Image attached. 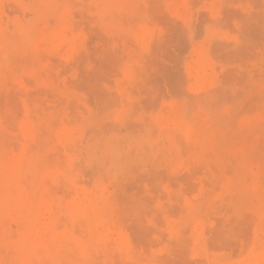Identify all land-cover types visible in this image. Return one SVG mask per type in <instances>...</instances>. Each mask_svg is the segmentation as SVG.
Here are the masks:
<instances>
[{"label": "rangeland", "instance_id": "374dc122", "mask_svg": "<svg viewBox=\"0 0 264 264\" xmlns=\"http://www.w3.org/2000/svg\"><path fill=\"white\" fill-rule=\"evenodd\" d=\"M0 25V264H264V0H0Z\"/></svg>", "mask_w": 264, "mask_h": 264}, {"label": "bare ground", "instance_id": "6f19581e", "mask_svg": "<svg viewBox=\"0 0 264 264\" xmlns=\"http://www.w3.org/2000/svg\"><path fill=\"white\" fill-rule=\"evenodd\" d=\"M107 1H108V0H107ZM102 2H103V0H102ZM99 11H100V10H99ZM2 16H3V15H2ZM0 26H1V25H0ZM0 29H1V28H0ZM44 31H45V30H44ZM1 33H2V32H1ZM3 33H4V32H3ZM26 33H27V32H26ZM22 34H23V33H22ZM43 38H44V37H43ZM263 49H264V48H263ZM259 57H260V56H259ZM254 66H255V65H254ZM135 76H136V75H135ZM139 76H141V75H139ZM136 77H137V76H136ZM137 80H138V79H137ZM261 107H262V106H261ZM263 107H264V106H263ZM194 108H195V107H194ZM193 110H194V109H193ZM195 111H196V110H195ZM195 111H194V112H195ZM217 112H218V111H217ZM207 113H208V111H207ZM215 113H216V112H215ZM260 113H261V111H260ZM184 115H185V114H184ZM132 116H133V115H132ZM210 116H211V115H210ZM212 116H213V115H212ZM183 117H184V116H183ZM129 118H130V117H129ZM186 119H187V118H186ZM227 120H228V119H227ZM222 122H223V121H222ZM225 122H226V120H225ZM228 123H229V122H228ZM36 124H37V123H36ZM199 124H200V123H199ZM262 125H263V124H262ZM258 126H259V125H258ZM40 129H41V128H40ZM177 129H178V128H177ZM210 129H211V128H210ZM175 130H176V129H175ZM179 130H180V129H179ZM74 132H75V131H74ZM144 133H145V132H144ZM126 134H127V133H126ZM131 134H132V133H131ZM169 134H170V133H169ZM178 134H179V133H178ZM146 135H147V133H146ZM172 135H173V134H172ZM175 135H176V134H175ZM225 135H226V134H225ZM41 136H42V135H41ZM116 136H117V135H116ZM121 136H122V135H121ZM125 136H126V135H125ZM157 136H158V134H157ZM204 136H205V135H204ZM42 137H43V136H42ZM132 137H133V136H132ZM172 137H173V136H172ZM176 137H177V136H176ZM182 137H183V136H182ZM202 137H203V136H202ZM103 138H104V137H103ZM103 138H102V139H103ZM136 138H137V137H136ZM136 138H135V139H136ZM144 138H145V137H144ZM144 138H143V139H144ZM148 138H150V137H148ZM140 139H141V140H140ZM140 139H139V138L136 139L138 142H142V148H141V145H140V149H141V150L139 149V151L142 152L143 148H145L146 146H149V147H150L149 149L151 150L152 145H149L150 143H149L148 145H147L146 143H144V142L146 141V139H144L145 141H144V140L142 141V138H140ZM150 139H151V138H150ZM152 139H154V138H152ZM167 139H169V138H167ZM36 140H37V139H36ZM113 140H114V139H113ZM113 140H112V141H113ZM96 141H97V140H96ZM117 141H118V140H117ZM124 141H126V140L124 139ZM137 141H136V142H137ZM149 141H150V140H149ZM151 141H152V140H151ZM153 141H156V140H153ZM104 142H105V141H104ZM113 142H114V141H113ZM146 142L148 143V140H147ZM166 142H167V141H166ZM166 142H165V143H166ZM169 142H170V141H169ZM95 143H96V142H95ZM111 143H112V142H111ZM156 143H157V142H156ZM165 143L163 142V144H165ZM108 144H109V143H108ZM143 144H146L145 147L143 146ZM152 144H154V142H153ZM170 144H171V143H170ZM109 145H110V144H109ZM120 145H121V144H120ZM127 145H129V144H127ZM132 145H133V144H132ZM168 145H169V143H168ZM153 146H154V145H153ZM176 146H177V145H176ZM127 147H128V146H127ZM156 147H159V145L156 146V144H155V148H156ZM137 148H139V147L137 146ZM152 148H153V147H152ZM172 148H174V147H172ZM117 149H118V146H117ZM117 149H116V150H117ZM104 150H105V149H104ZM133 150H134V149H133ZM145 150H146V148H145ZM147 150H148V149H147ZM150 150H148V151H150ZM170 150H171V149H170ZM154 151H155V149H154ZM164 151H165V150H164ZM91 152H92V151H91ZM111 152H112V151H111ZM115 152H116V151H115ZM120 152H121V151H120ZM143 152H144V151H143ZM145 152H146V151H145ZM151 152H152V151H151ZM148 153H149V152H148ZM148 153H147V154H148ZM152 153H153V152H152ZM145 154H146V153H145ZM145 154H143V155H145ZM148 156H150V155H148ZM151 156H153V155H151ZM166 156H167V155H166ZM3 157H4V156H3ZM6 157H7V156H6ZM131 157H132V156H131ZM145 157H146V156H145ZM145 159H146V158H145ZM134 160H135V159H134ZM138 160H139V159H138ZM140 160H141V158H140ZM140 160H139V161H140ZM143 160H144V159H143ZM111 162H112V161H111ZM161 162H162V161H161ZM35 163H36V162H35ZM5 164H6V163H5ZM13 165H14V164H13ZM1 167H2V166H1ZM5 167H6V166H5ZM19 167H21V166L18 165V168H19ZM8 168H9V167L7 166V169H4V170L7 171V170H9ZM18 168H17V169H18ZM119 168H120V167H119ZM124 168H125V167H124ZM134 168H135V167H134ZM143 168H144V167H143ZM23 169H24L23 167L20 168V169H18L17 173L21 175ZM120 169H121V168H120ZM12 170H13V169H12ZM39 170H40V169H39ZM39 170H37V171H39ZM121 170H122V169H121ZM133 170H134V169H133ZM148 170H149V169H148ZM1 171H2V170H0V172H1ZM6 171H5V172H6ZM37 171H36V172H37ZM8 172H11V173H9V174L13 175L11 170L8 171ZM13 172L15 173L14 170H13ZM6 173H7V172H6ZM23 173H24V172H23ZM133 173H134V172H133ZM143 173H144V172H143ZM18 174L16 175V176H17V179H18ZM26 174H27V173H26ZM29 174H31V173H29ZM34 174H35V173H34ZM217 174H218V173H217ZM226 174H227V173H226ZM20 175H19V176H20ZM23 175H24V174H23ZM13 177H15V176H13ZM28 177H29V176H28ZM8 179H9V178H8ZM15 179H16V178H15ZM19 180H20V178H19ZM23 180H24V179H22V181H23ZM34 180H35V179H34ZM46 181H47V180H46ZM26 184L28 185V183H26ZM14 185H15V184H14ZM18 185H19V184H18ZM18 185L16 184V186H18ZM18 187H19V186H18ZM20 188H21V187H20ZM16 189H17V188H16ZM20 190H21V189H20ZM19 193H20V192H19ZM97 193H98V192H97ZM17 194H18V193H17ZM17 194H16L15 196H17ZM48 194H49V193H48ZM19 196H20V194H19ZM6 197H7V196H6ZM14 198H15V197H14ZM19 198H20V197H19ZM19 198H18V199H19ZM21 198H22V200H23V197H21ZM27 198H28V197H27ZM31 198H32V197H31ZM46 198H47V197H46ZM1 199H2V198H1ZM2 200H3V199H2ZM4 200H6V199H4ZM8 200H9V199H8ZM13 200H14V199H13ZM26 200H27V199H26ZM0 201H1V200H0ZM18 201H20V200H18ZM96 201H97V200H96ZM0 203H1V202H0ZM13 203H14V202H13ZM26 203H27V202H26ZM1 204H4V201H3ZM1 204H0V205H1ZM6 204L8 205V203H6ZM6 204H5V205H6ZM15 204L17 205L16 198H15ZM24 204H25V203H24ZM25 205H26V204H25ZM27 205H28V204H27ZM88 205H89V204H88ZM1 206H2V205H1ZM12 206H13V205H12ZM14 206H15V205H14ZM14 206H13V208H14ZM19 206H20V204H19ZM4 207H5V206H4ZM15 207H17V206H15ZM23 207H24V206H23ZM27 207H28V206H27ZM39 207H40V206H39ZM11 208H12V207H11ZM28 208L30 209L31 207H28ZM64 208H66V207H64ZM31 209H32V208H31ZM52 209H53V208H52ZM60 209H61V208H60ZM76 209H77V208H76ZM5 210H6V208H5ZM27 210H28V209H27ZM79 210H80V209H79ZM86 210H87V209H86ZM55 211H56V210H55ZM15 212H16V211H15ZM27 212H29V211H27ZM30 212L32 213V211H30ZM30 212H29V213H30ZM80 212H81V211H80ZM12 213H14V211H12ZM17 213H19V212H17ZM20 213H21V215H23V212H22V211H21ZM65 213H66V212H65ZM83 213H84V212H83ZM91 214H92V213H91ZM18 215H20V214H18ZM31 215H32V214H31ZM56 215H58V214H56ZM85 215H86V214H85ZM93 216H94V215H93ZM29 217H30V216H29ZM34 217H35V216H34ZM25 218H26V217H25ZM31 219H32V218H31ZM34 219H36V218H34ZM25 220H27V219H25ZM90 220H92V219H90ZM55 221H56V220H55ZM94 221H95V220H94ZM34 222H35V220H34ZM64 222H65V221H64ZM24 223H25V222H24ZM26 224H28V222H26ZM22 225H23V224H22ZM10 226H11V225H10ZM24 226H25V225H24ZM24 226H23V231H22V234H21L22 236H20V237H21V240H22V243H21L22 245H20V246H23V247H25V246H27V245H29V244H32V245H33V244L35 243V242L32 240V238H33L34 236H33L32 238L29 237V236H32V233H31V232H33L34 230L31 231V232H28L27 229H26V227L24 228ZM32 226H33V225H32ZM29 229H30V228H29ZM31 230H32V229H31ZM45 231H46V230H45ZM74 231H75V230H74ZM48 232H49V231H48ZM29 233H31V234H29ZM33 235H34V234H33ZM13 237H14V236H13ZM43 237H44V236H43ZM69 238H70V237H69ZM30 239H31V240H30ZM33 239H34V238H33ZM45 239H46V238H44L43 242H45ZM74 240H75V239H74ZM30 242H32V243H30ZM112 244H113V243H112ZM70 246H71V245H70ZM16 248H17V246H16ZM19 248H21V247H19ZM25 248H26V247H25ZM35 248H36V246H35ZM52 248H53V247H52ZM47 249H48V248H47ZM72 250H73V248H72ZM72 250H71V252H72ZM102 250H103V249H102ZM88 251H89V250H88ZM25 252H26V250H25ZM31 252H32V251H31ZM69 252H70V251H69ZM74 252H75V251H74ZM74 252H73V253H74ZM78 252H79V251H78ZM105 253H106V252H105ZM29 254H30V253H29ZM38 254H39V253H38ZM71 254H72V253H71ZM71 254H70V255H71ZM103 254H104V252H103ZM23 255H24V254H23ZM27 255H28V254H27ZM36 255H37V254H36ZM68 255H69V254H68ZM73 255H75V254H73ZM76 255H77V254H76ZM77 256H78V255H77ZM93 256H94V255H93ZM4 257H5V256H4ZM99 257H101V256H99ZM5 258H6V257H5ZM8 258H10V257L8 256ZM30 258H31V257H30ZM73 258H74V257H73ZM140 258H141V257H140ZM92 259H93V258H92ZM9 260H10V259H9ZM41 260H42V259H41ZM94 260H95V259H94ZM34 261H35V260H34ZM63 262H64V261H63ZM17 263H18V262H17ZM36 263H37V262H36ZM66 264H67V263H66ZM128 264H130V263H128Z\"/></svg>", "mask_w": 264, "mask_h": 264}]
</instances>
